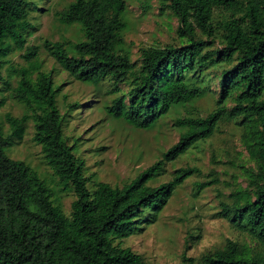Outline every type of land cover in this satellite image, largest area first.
I'll return each instance as SVG.
<instances>
[{
	"label": "trees",
	"instance_id": "trees-1",
	"mask_svg": "<svg viewBox=\"0 0 264 264\" xmlns=\"http://www.w3.org/2000/svg\"><path fill=\"white\" fill-rule=\"evenodd\" d=\"M30 4L0 0V66L12 47L24 49L27 60L26 66L14 69L18 80L12 88L26 112L6 115L8 134L0 124V264H146L118 242L155 222L177 186L200 169L182 166L167 181L155 186L150 182L166 163L210 138L222 122L242 128L244 148L256 169H244L247 186L220 199L218 214L246 233L256 248L226 239L220 248L201 255L200 262L264 264V0H160V8L167 7L177 19L180 44L141 47L137 61L123 47L125 0H72L55 12L61 25L77 26L81 39H44L42 47L76 80L95 85L111 80L109 92L115 96L104 110L134 128H150L172 107L198 98L204 90L201 73L223 64L214 110L204 117L177 118L173 125L181 129L178 141L128 183L98 181L92 189L85 161L64 135L56 99L61 85L42 68L38 47L25 46V35L33 27ZM216 12L222 15L215 20ZM28 119L32 140L61 190L74 194L69 215L53 202L51 189L29 165L5 153L8 144L22 139ZM210 175L194 183V194L218 181L213 170Z\"/></svg>",
	"mask_w": 264,
	"mask_h": 264
},
{
	"label": "rangeland",
	"instance_id": "rangeland-1",
	"mask_svg": "<svg viewBox=\"0 0 264 264\" xmlns=\"http://www.w3.org/2000/svg\"><path fill=\"white\" fill-rule=\"evenodd\" d=\"M27 1L31 3L28 20L33 27L25 35V46L38 47L42 68L51 72L56 85H61L56 99L64 116V135L68 143L74 146V153L85 161L84 172L89 189L98 181L112 186L128 183L178 141L181 129L173 125L177 118L204 117L215 109L223 64L207 67L201 73L200 85L204 90L198 98L172 107L150 128H134L121 119L111 117L104 106L115 96L109 92L112 81L105 79L95 85L76 80L42 47L44 39L72 42L81 39L76 25H61L55 16V12L66 9L72 0ZM125 3L126 27L122 31V38L130 60L137 61L139 49L144 46L180 44L181 39L176 34L177 19L167 7L160 8V0H125ZM221 15L216 12L214 19ZM24 53V49L12 47L1 58L3 80L0 82V96L4 103L0 105V124L5 134L10 132L6 115L20 117L26 112L24 105L12 95V88L18 80L14 69L27 65ZM119 86L126 90L124 84ZM71 104L73 108H70ZM231 105L232 102L228 101L227 106ZM23 127L22 139L8 144L5 147L6 155L29 165L51 189L53 202L69 215L74 194L61 190L58 179L45 163L40 146L32 140L31 119ZM241 135L240 126L233 122H222L210 138L198 142L176 160L166 163L162 174L151 181V185L167 181L173 171L182 166H196L200 172L177 186L155 222L145 224L140 231L118 244L140 254L146 264H201V255L220 248L226 239L245 243L250 249H255V242L246 233L232 227L218 214L220 199L227 198L236 187L247 186L244 169H256L255 162L244 148ZM211 170L218 181L194 194V183L210 179Z\"/></svg>",
	"mask_w": 264,
	"mask_h": 264
}]
</instances>
